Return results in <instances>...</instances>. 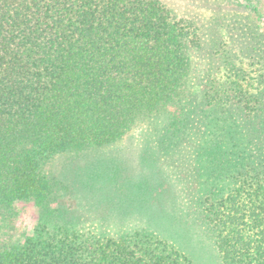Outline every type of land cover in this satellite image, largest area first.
Instances as JSON below:
<instances>
[{
    "label": "trees",
    "instance_id": "16d2710c",
    "mask_svg": "<svg viewBox=\"0 0 264 264\" xmlns=\"http://www.w3.org/2000/svg\"><path fill=\"white\" fill-rule=\"evenodd\" d=\"M249 1L201 18L161 0H0V264H194L154 234L80 228L44 169L135 130L187 165L221 263L264 264V30ZM18 203L37 210L30 235Z\"/></svg>",
    "mask_w": 264,
    "mask_h": 264
},
{
    "label": "rangeland",
    "instance_id": "374dc122",
    "mask_svg": "<svg viewBox=\"0 0 264 264\" xmlns=\"http://www.w3.org/2000/svg\"><path fill=\"white\" fill-rule=\"evenodd\" d=\"M177 14L208 18L230 12L242 16L247 0H161ZM207 2V3H206ZM257 8L251 19L264 30V0H251ZM157 156L144 133L135 130L119 142L80 154H61L44 167L61 177L63 199L80 228L114 238L133 232L154 234L184 253L194 264H222L198 206L200 189L191 182L186 164ZM72 168V171L70 170ZM87 173H83V171ZM94 180L93 190L78 181ZM76 174V175H75ZM71 176V177H70ZM16 226L28 235L37 222L31 203H18Z\"/></svg>",
    "mask_w": 264,
    "mask_h": 264
}]
</instances>
